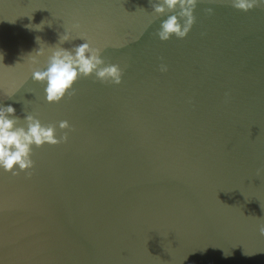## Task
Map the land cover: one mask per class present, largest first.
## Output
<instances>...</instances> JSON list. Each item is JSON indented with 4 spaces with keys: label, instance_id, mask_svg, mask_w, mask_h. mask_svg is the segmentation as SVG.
I'll return each instance as SVG.
<instances>
[{
    "label": "water",
    "instance_id": "1",
    "mask_svg": "<svg viewBox=\"0 0 264 264\" xmlns=\"http://www.w3.org/2000/svg\"><path fill=\"white\" fill-rule=\"evenodd\" d=\"M232 2L162 42L150 0H0V105L74 129L0 168V264H264V5ZM85 42L122 83L48 103L33 69Z\"/></svg>",
    "mask_w": 264,
    "mask_h": 264
},
{
    "label": "clouds",
    "instance_id": "2",
    "mask_svg": "<svg viewBox=\"0 0 264 264\" xmlns=\"http://www.w3.org/2000/svg\"><path fill=\"white\" fill-rule=\"evenodd\" d=\"M197 2L198 0H150L155 16H167L161 21L154 35L162 42H167L172 37L185 39L196 23L194 11ZM261 5H264V0H233L232 2V7L245 13ZM205 13L210 16L213 14V9L206 8ZM43 24L44 22H41L40 25ZM37 30H43V27ZM71 39L70 35L64 34L59 38V45ZM39 41L40 38L37 37V42ZM44 54V50L40 48L31 58V64H38L36 57H42ZM101 54V49L94 48L87 42L70 50L60 46L48 58L46 70L33 69L32 80L46 85L44 92L50 104L59 103L66 96L69 98L75 96L74 86L81 78H90L94 75L101 83L120 85L123 73L119 65H105ZM2 58L0 56V60ZM159 70L167 72L168 69L161 64ZM24 121L26 128L18 127L20 119L15 115V108L11 105H0V168L11 173L12 176L25 172L30 179L32 174L30 170L34 168L31 159L33 147L42 148L45 145L54 147L67 143L69 138L67 132L74 129L70 128L67 121H61L59 128L64 135L57 139L55 125H43L32 115H27ZM261 171L264 169L258 170V176ZM259 234L264 237V226L259 228Z\"/></svg>",
    "mask_w": 264,
    "mask_h": 264
}]
</instances>
